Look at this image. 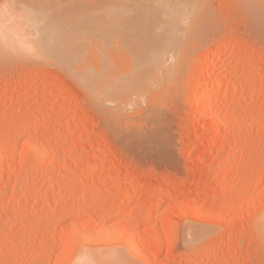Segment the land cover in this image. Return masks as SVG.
<instances>
[{
  "label": "rangeland",
  "instance_id": "obj_1",
  "mask_svg": "<svg viewBox=\"0 0 264 264\" xmlns=\"http://www.w3.org/2000/svg\"><path fill=\"white\" fill-rule=\"evenodd\" d=\"M136 1L0 0V264H264V0L187 1L166 87Z\"/></svg>",
  "mask_w": 264,
  "mask_h": 264
},
{
  "label": "bare ground",
  "instance_id": "obj_2",
  "mask_svg": "<svg viewBox=\"0 0 264 264\" xmlns=\"http://www.w3.org/2000/svg\"><path fill=\"white\" fill-rule=\"evenodd\" d=\"M127 1V0H126ZM141 1V0H140ZM139 0H138V2H140ZM187 1H191V0H146L145 2H146V8H160L161 10H162V12H165L166 14H167V19H166V24H168V32L166 33V35H165V38H163V37H161V38H163L162 40L164 41V46H163V48L161 49V50H159L157 53H156V55H157V57L156 58H154L153 59V61L150 63L151 64V66H150V73L148 74L149 76H148V79H147V81H149L150 80V83L151 84H157L158 85V83H162L163 85L165 84H170V83H172V82H174V80L177 78V66L179 65V63L177 64V62H176V57H175V60H173L172 59V57H174V56H172L171 54H169V53H166V55H165V52L168 50V49H171L172 47H175V44H174V42L176 41V39L178 38V37H181V38H184V39H186L187 37L189 38V36L188 35H191L190 34V31H191V29L193 28V27H191L190 28V26H194V25H192V22L194 21V20H192V22H191V24L188 26V24L186 23L187 21H189V17L187 18V21H186V19H184V18H186V17H182L183 16V13L186 11V9H188V7H186V6H188V4H187ZM254 1V0H253ZM123 2H124V0H123ZM137 1H136V3H138ZM142 2H143V0H142ZM191 2H195V1H191ZM199 2V1H198ZM127 3H129V2H127ZM132 3V5L133 4H135V2L133 3V1L131 2ZM205 3H207L208 4V2H205ZM125 4H126V2H125ZM130 4V3H129ZM190 4H192V3H190ZM194 4H197V3H194ZM194 4H192V5H194ZM128 5V4H127ZM190 6V5H189ZM205 6V5H204ZM204 6H202V8L204 7ZM208 6V5H207ZM130 7V6H129ZM195 7V6H194ZM206 7V6H205ZM259 8V7H258ZM206 9V8H205ZM189 10V9H188ZM191 10V9H190ZM193 10H195V9H193ZM202 10V9H201ZM202 12V11H201ZM200 11H199V13H201ZM186 13H188V12H186ZM199 13L198 14H195V16L196 15H199ZM188 15V14H187ZM203 15V14H202ZM191 16V15H190ZM195 16H194V18H195ZM260 16V14L259 15H257V16H255L254 18H258ZM196 17H198V16H196ZM260 18V17H259ZM196 19V18H195ZM181 20H185L186 22L184 23V24H186L183 28H181V25H180V22H182ZM195 21H197V20H195ZM200 21V20H199ZM207 22V21H206ZM205 22V23H206ZM183 23V22H182ZM31 24H32V22H31ZM30 24V25H31ZM193 24H194V22H193ZM201 24H202V22H201ZM180 25V26H179ZM216 25V24H215ZM199 26L202 28V26L199 24ZM205 26V24H203V27ZM180 27V28H179ZM206 27V26H205ZM204 27V28H205ZM219 27V26H218ZM36 28L37 27H35L34 29L36 30ZM197 28V27H196ZM196 28H194V30L196 29ZM209 28V27H208ZM217 28V27H216ZM30 29V28H29ZM203 29V28H202ZM28 31V30H27ZM216 31V30H215ZM32 32V31H31ZM33 33V32H32ZM179 33V34H178ZM192 33V32H191ZM195 34V33H194ZM179 35V36H178ZM181 35V36H180ZM227 35V34H226ZM225 35V37H227ZM191 38V37H190ZM188 39H186V41H187ZM179 43V42H178ZM174 45V46H173ZM172 46V47H171ZM178 46V45H177ZM27 48V47H26ZM173 49H175V48H173ZM155 50V49H154ZM173 51V50H172ZM161 52V53H160ZM168 52H170V51H168ZM172 53V52H171ZM162 55V56H161ZM145 61V60H144ZM143 61V62H144ZM177 65V66H176ZM3 69H5V68H3ZM2 69V66L0 67V70L2 71L3 70ZM14 68H11V72H12V70H13ZM6 70V69H5ZM9 70V69H8ZM10 71V70H9ZM149 71H147V72H149ZM221 73V72H220ZM193 72H190V73H187L186 74V77H185V79L187 80V79H190V78H192L193 77ZM183 79H184V77H183ZM177 80V79H176ZM176 80H175V82H176ZM145 81V80H144ZM143 81V82H144ZM175 84V83H174ZM164 85V86H165ZM228 86V85H227ZM166 87V86H165ZM167 88H169V87H167ZM227 87H225V89H226ZM232 89H234V88H232ZM218 90H220V87H216L215 89H212V90H210V91H207L206 92V96H204L203 98H202V101H201V103H200V105H199V109L203 112V113H206L207 112V110L209 109V107L206 105V98H207V96L211 93V92H215V91H218ZM230 90V88L228 89L227 88V92ZM229 93V92H228ZM227 93V94H228ZM208 94V95H207ZM210 118V117H209ZM153 124V123H152ZM152 124H148V127H151L152 126ZM215 124H217V125H219L217 122L215 123ZM149 125H151V126H149ZM216 125V126H217ZM27 125H26V122H25V124H23L22 125V127H20L21 129H20V131L22 130V132L24 131V129H25V127H26ZM147 127V128H148ZM153 127V126H152ZM220 127V126H219ZM218 128V127H217ZM216 128V129H217ZM27 129V128H26ZM149 129V128H148ZM151 129V128H150ZM27 152V151H26ZM203 155H205V154H203ZM15 188V187H14ZM19 189V188H18ZM127 191V190H126ZM14 192H15V190H14ZM16 192H17V190H16ZM9 195V194H8ZM16 195V194H15ZM6 196V195H5ZM13 197V196H12ZM9 200V199H8ZM12 200V199H11ZM261 213V212H260ZM262 213H263V215H264V210L262 211ZM117 216V213H114V214H111V219H113V218H115ZM137 217H139V216H137ZM260 217V219H262L263 220V222H262V220H261V222L263 223V224H261V225H263L264 226V216H262V218H261V215L259 216ZM260 219H259V221H260ZM138 220V219H137ZM260 225V226H261ZM126 226V225H125ZM121 227V226H120ZM195 228V227H194ZM260 228H263L264 229V227H260ZM197 229V228H196ZM116 230V229H115ZM123 230V235L126 237V243H128L127 245H129V247H130V251L132 252L131 254H133V256H134V258H135V261L136 260H138L141 256L142 257H145V256H143L144 254H143V252L141 251V249H139V247H137V245L136 244H134V242L132 241V239H133V237H132V232H131V230L129 229V228H124V229H122ZM197 230H199V229H197ZM114 231V230H113ZM117 232H119V230H116ZM264 231V230H263ZM117 232H115V233H117ZM262 232V231H261ZM112 233V232H111ZM114 233V234H115ZM187 233V232H186ZM190 233H193V232H190L189 231V235H190ZM263 233V232H262ZM188 234V233H187ZM264 234V233H263ZM108 235H109V233H108ZM188 235V236H189ZM200 235V234H199ZM198 235V236H199ZM123 236V237H124ZM187 236V235H186ZM197 235H195V236H193V238L191 237V239H189L188 240V242H191L192 240H194V238L196 237ZM109 240V239H108ZM196 240V239H195ZM194 240V241H195ZM158 242V241H157ZM161 242V241H160ZM198 242V241H197ZM159 244V243H158ZM161 244V243H160ZM160 244H159V246H160ZM156 251V250H155ZM156 253V252H155ZM143 254V255H142ZM80 255V254H79ZM82 255V254H81ZM110 255V254H109ZM93 255H91V257H92ZM108 256V255H107ZM112 256V255H111ZM116 256V255H115ZM85 257H87V256H85ZM94 257H95V255H94ZM120 257V256H119ZM83 258V257H82ZM81 258V259H82ZM101 258H102V256H101ZM110 258V257H109ZM108 258V259H109ZM113 259H115L114 257H112ZM80 259V257H79V260L77 259L76 260V263L77 264H95L94 263V261H92L90 258L88 259V258H85V260L83 261V260H81ZM93 259V258H92ZM116 259H118V257L116 258ZM122 259V258H121ZM97 260H99V257H98V259ZM107 262L105 263V261H103L104 263H100L99 261H98V263L99 264H111L112 263V260H106ZM110 261V262H109ZM75 264V263H74Z\"/></svg>",
  "mask_w": 264,
  "mask_h": 264
},
{
  "label": "clouds",
  "instance_id": "obj_3",
  "mask_svg": "<svg viewBox=\"0 0 264 264\" xmlns=\"http://www.w3.org/2000/svg\"><path fill=\"white\" fill-rule=\"evenodd\" d=\"M5 11H10V10H5ZM2 39L5 46L10 49L12 46L17 44L22 38L19 37L18 35L14 36L13 34L6 32L3 35Z\"/></svg>",
  "mask_w": 264,
  "mask_h": 264
},
{
  "label": "snow or ice",
  "instance_id": "obj_4",
  "mask_svg": "<svg viewBox=\"0 0 264 264\" xmlns=\"http://www.w3.org/2000/svg\"><path fill=\"white\" fill-rule=\"evenodd\" d=\"M112 256L115 257V253H112ZM112 264H122V262L119 261L118 259H113Z\"/></svg>",
  "mask_w": 264,
  "mask_h": 264
}]
</instances>
